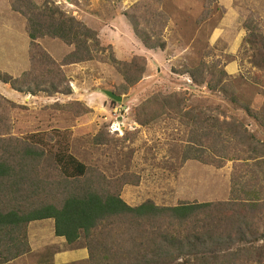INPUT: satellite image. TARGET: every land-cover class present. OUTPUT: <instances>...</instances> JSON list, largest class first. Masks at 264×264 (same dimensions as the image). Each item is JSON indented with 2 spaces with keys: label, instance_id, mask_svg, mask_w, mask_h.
Returning a JSON list of instances; mask_svg holds the SVG:
<instances>
[{
  "label": "rangeland",
  "instance_id": "rangeland-1",
  "mask_svg": "<svg viewBox=\"0 0 264 264\" xmlns=\"http://www.w3.org/2000/svg\"><path fill=\"white\" fill-rule=\"evenodd\" d=\"M50 1L74 18L85 20L87 27L97 32L101 46L110 47L117 60L130 62L133 57L144 60V72L138 82L125 83L109 62L107 49L92 61L61 68L63 88L70 93L72 88L76 91L70 101L59 97L63 93L44 92H16L18 100H0L3 149L26 144L42 151L44 157L34 161L31 176L40 180L43 187L60 174L53 154L65 152L87 167L89 177L103 179L104 187L118 193L131 207L146 201L160 208L184 202H228L230 179L241 162L224 159L220 167H215L186 159L191 124L167 107L161 112L159 104L170 101L184 113H195L219 123L235 122L264 143V120H256L242 110L247 107L259 113L264 102V68L254 67L257 53L248 45L242 46L247 22L264 34V0H233L239 12L233 16L235 27L225 28L221 40L212 46L211 30L225 16L216 0ZM132 26L138 32L150 34L155 45L164 43V49H145ZM240 28L245 36L238 49L231 52L228 40ZM38 44L44 51V48L52 50L51 54L46 52L57 65L72 51L49 38L38 40ZM31 55L25 19L11 11L9 0H0V72L21 78L23 73L33 70ZM229 63L236 64L233 73L226 70ZM136 64L142 66L141 62ZM200 65L207 68L203 78L208 71L214 72L216 78L218 71H224L228 78L214 90L203 83L196 84L187 72ZM34 69V75L46 71L41 65H35ZM5 88L12 90L9 84ZM103 90L121 97V102L110 101L102 94ZM156 97V102L151 101ZM139 119L148 124L141 125ZM261 221L260 231L264 228V209ZM117 226L113 222L91 239L105 242L114 251H123L131 241L127 236H119ZM127 228L129 232L134 230ZM260 246L264 243L229 247L225 254L231 258L227 257L226 264H257L252 249ZM79 247H87L83 238L70 246ZM48 253H39L36 261ZM181 262L182 258H178L175 264ZM199 262L204 260H191L190 264Z\"/></svg>",
  "mask_w": 264,
  "mask_h": 264
},
{
  "label": "trees",
  "instance_id": "trees-1",
  "mask_svg": "<svg viewBox=\"0 0 264 264\" xmlns=\"http://www.w3.org/2000/svg\"><path fill=\"white\" fill-rule=\"evenodd\" d=\"M9 3L11 11L26 21L33 68L18 79L0 72V83L9 84L13 91L68 95L69 89L63 88L65 81L61 68L92 61L107 49L110 51L109 62L125 83L132 85L141 78L144 60L138 57H133L130 62L117 60L110 47L101 46L96 31L50 0H9ZM244 28L247 33L242 46L248 45L257 53L254 67L264 68V34L250 22ZM132 30L145 49H164V43L155 45L150 34L138 32L135 26ZM44 38L58 40L72 48L61 65L39 46L38 40ZM137 62L142 66L138 67ZM35 65L45 67L46 71L40 70L34 75ZM206 71L207 68L200 65L189 70L187 75L191 81L203 83L209 90H214L228 78L224 71H218L217 78L214 72L208 71L207 77L203 78ZM0 100L7 102L2 96ZM157 100L156 97L151 101ZM178 106L171 105L170 101L159 104L161 112L167 107L191 124L185 147L186 159L215 167H220L224 159L241 162L230 179L228 202H184L175 207L160 208L146 201L131 207L118 193L107 190L103 179L89 177L87 167L65 152L53 154L60 174L43 187L40 180L31 175L34 161L42 159L44 153L26 144L8 146L4 150L0 141V264L30 253L28 225L44 220L53 221L55 237L63 238L68 246L83 238L87 243L89 264H175L178 258H182L181 264H190L191 260H204L198 264H226L227 257L231 258L225 254L229 247L264 243V228L259 230L264 209V143L235 122L219 123L199 114L201 118L195 113L181 112ZM242 110L256 120H264V102L259 113L247 107ZM138 121L141 125L148 124L146 120ZM113 222L118 224L119 236H127L126 239L131 241L123 251H114L106 247L105 242L91 239L94 233ZM127 227L134 230L129 232ZM252 250L255 263L263 264L264 246ZM236 260H239L238 255Z\"/></svg>",
  "mask_w": 264,
  "mask_h": 264
},
{
  "label": "crops",
  "instance_id": "crops-1",
  "mask_svg": "<svg viewBox=\"0 0 264 264\" xmlns=\"http://www.w3.org/2000/svg\"><path fill=\"white\" fill-rule=\"evenodd\" d=\"M217 6L225 16L221 17V21L217 28L211 30L209 42L211 46L219 42L226 29L235 27V22L233 23V16L238 15L236 6L233 0H216ZM84 23L85 20L81 19ZM234 35L228 40L229 51H235L238 49L240 41L245 36V31L240 28L236 30ZM67 51L71 50L70 47L65 46ZM49 54L52 50L44 48ZM23 64V63H22ZM236 67L235 63H229L226 66V70L229 73L234 72ZM6 85L0 83V95L7 100H18L16 96L18 94L14 91L5 90ZM19 97V96H18ZM27 238L30 246V253L22 256L12 262L7 264H68L75 261H84L88 259V252L85 248H70L66 245L63 238L55 237L54 235V223L52 220L35 221L31 222L27 228ZM49 251V253L41 260L36 261V255Z\"/></svg>",
  "mask_w": 264,
  "mask_h": 264
},
{
  "label": "water",
  "instance_id": "water-1",
  "mask_svg": "<svg viewBox=\"0 0 264 264\" xmlns=\"http://www.w3.org/2000/svg\"><path fill=\"white\" fill-rule=\"evenodd\" d=\"M102 94L106 96L110 101L115 102V103H120L122 98L119 96H116L113 92L111 91H106L103 90Z\"/></svg>",
  "mask_w": 264,
  "mask_h": 264
},
{
  "label": "built area",
  "instance_id": "built-area-1",
  "mask_svg": "<svg viewBox=\"0 0 264 264\" xmlns=\"http://www.w3.org/2000/svg\"><path fill=\"white\" fill-rule=\"evenodd\" d=\"M76 93V91L74 90V88H72V92L70 93V94H68V95H61V96H59L60 98H64L65 100H67V101H70L71 99H72V96H73V94H75ZM60 95V94H59ZM116 127H119V124H117L116 125ZM116 131H118L117 129H116Z\"/></svg>",
  "mask_w": 264,
  "mask_h": 264
}]
</instances>
